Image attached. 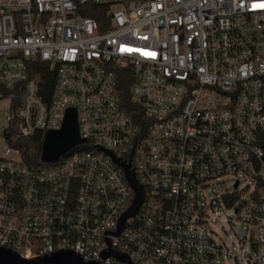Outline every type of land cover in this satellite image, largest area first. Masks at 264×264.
Listing matches in <instances>:
<instances>
[{"label":"built area","instance_id":"obj_1","mask_svg":"<svg viewBox=\"0 0 264 264\" xmlns=\"http://www.w3.org/2000/svg\"><path fill=\"white\" fill-rule=\"evenodd\" d=\"M69 110L83 142L27 162ZM127 168L144 201L124 220ZM230 210L232 245L213 227ZM0 248L264 264V0H0Z\"/></svg>","mask_w":264,"mask_h":264},{"label":"water","instance_id":"obj_2","mask_svg":"<svg viewBox=\"0 0 264 264\" xmlns=\"http://www.w3.org/2000/svg\"><path fill=\"white\" fill-rule=\"evenodd\" d=\"M83 142L80 138L77 115L75 110H69L64 124L60 130L48 131L46 133L41 161L44 163H57L60 157L65 156L76 145ZM127 174L132 185L137 191L136 199L132 208L124 216V220L129 215H135L143 201L144 191L142 186L138 184L134 176L130 174L127 168ZM123 226V225H122ZM108 255H114L123 264H133L131 260L122 254L112 252ZM0 264H99L97 262H86L83 258L74 251H60L52 255L38 257L33 259H24L19 254L9 250L0 248Z\"/></svg>","mask_w":264,"mask_h":264},{"label":"trees","instance_id":"obj_3","mask_svg":"<svg viewBox=\"0 0 264 264\" xmlns=\"http://www.w3.org/2000/svg\"><path fill=\"white\" fill-rule=\"evenodd\" d=\"M44 76V75H43ZM45 80L47 78V82L45 83V100H48L51 96V92H52V88H53V84L55 82V77L53 78V76L49 75V74H45L44 76ZM124 88V104L125 107L127 108L129 113H134L135 108V104L132 101V95L130 93V89H129V85H125L123 86ZM43 143H44V133L40 132L38 133L35 138L33 140H26V141H21L22 147H21V151L23 153L24 159L27 162H34V163H41V156H42V151H43Z\"/></svg>","mask_w":264,"mask_h":264},{"label":"rangeland","instance_id":"obj_4","mask_svg":"<svg viewBox=\"0 0 264 264\" xmlns=\"http://www.w3.org/2000/svg\"><path fill=\"white\" fill-rule=\"evenodd\" d=\"M220 187L224 189H231L232 192H236L233 187V184L230 181H227L226 179L221 182ZM242 188H239V191ZM242 202L243 198L237 201L235 207H239ZM228 217L231 218V222L233 224L238 225L234 210H230L226 214L222 213L220 216H218L217 223L213 227L216 231V237L219 242H226L228 245H232V242L236 241V237L234 229L232 227V223L228 220Z\"/></svg>","mask_w":264,"mask_h":264}]
</instances>
